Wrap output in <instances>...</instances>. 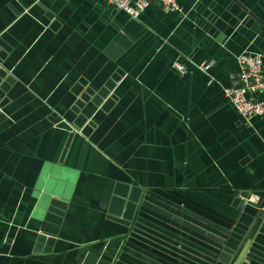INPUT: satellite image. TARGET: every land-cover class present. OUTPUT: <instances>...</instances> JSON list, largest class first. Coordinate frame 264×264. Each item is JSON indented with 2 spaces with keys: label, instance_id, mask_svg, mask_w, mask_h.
<instances>
[{
  "label": "crops",
  "instance_id": "obj_1",
  "mask_svg": "<svg viewBox=\"0 0 264 264\" xmlns=\"http://www.w3.org/2000/svg\"><path fill=\"white\" fill-rule=\"evenodd\" d=\"M177 2L0 0V264H264V0Z\"/></svg>",
  "mask_w": 264,
  "mask_h": 264
},
{
  "label": "built area",
  "instance_id": "obj_2",
  "mask_svg": "<svg viewBox=\"0 0 264 264\" xmlns=\"http://www.w3.org/2000/svg\"><path fill=\"white\" fill-rule=\"evenodd\" d=\"M107 3L124 11L129 16L136 18L151 3H156L161 9L167 12H182L177 0H105ZM238 66L237 79L238 87L226 86L223 93L229 105L241 116L242 120L250 123L253 119L264 115V101L259 94L264 91V64L261 54L243 51L236 55ZM211 62L197 66L198 69L206 72ZM172 68L181 75L186 74L189 69L176 58L172 62ZM213 80L210 79L209 82ZM250 203H257L259 197L250 195Z\"/></svg>",
  "mask_w": 264,
  "mask_h": 264
},
{
  "label": "water",
  "instance_id": "obj_3",
  "mask_svg": "<svg viewBox=\"0 0 264 264\" xmlns=\"http://www.w3.org/2000/svg\"><path fill=\"white\" fill-rule=\"evenodd\" d=\"M238 86H239V84H238ZM242 256H243V250H242V252H241V254H240V259L242 258Z\"/></svg>",
  "mask_w": 264,
  "mask_h": 264
}]
</instances>
